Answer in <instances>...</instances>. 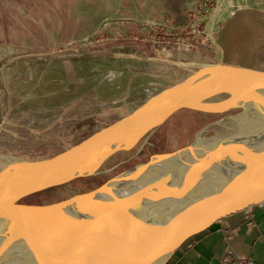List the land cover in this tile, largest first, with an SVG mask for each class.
<instances>
[{"label":"water","instance_id":"1","mask_svg":"<svg viewBox=\"0 0 264 264\" xmlns=\"http://www.w3.org/2000/svg\"><path fill=\"white\" fill-rule=\"evenodd\" d=\"M182 109L241 111L227 117L236 121L234 130L152 154L97 186L26 200L102 173L107 160L135 148ZM260 129L264 138V65L206 64L147 86L124 113L56 154L0 169V254L22 258L19 264H169L218 220L264 203V147L247 143ZM226 152L233 157L225 159ZM201 154L210 156L195 159ZM214 161L216 168L198 175Z\"/></svg>","mask_w":264,"mask_h":264},{"label":"rangeland","instance_id":"2","mask_svg":"<svg viewBox=\"0 0 264 264\" xmlns=\"http://www.w3.org/2000/svg\"><path fill=\"white\" fill-rule=\"evenodd\" d=\"M218 62L264 65V0H0V169L54 155L147 86ZM240 111L179 110L102 173L26 200L97 186L152 154L234 130L227 117Z\"/></svg>","mask_w":264,"mask_h":264},{"label":"crops","instance_id":"3","mask_svg":"<svg viewBox=\"0 0 264 264\" xmlns=\"http://www.w3.org/2000/svg\"><path fill=\"white\" fill-rule=\"evenodd\" d=\"M169 264H264V203L218 220L189 239Z\"/></svg>","mask_w":264,"mask_h":264},{"label":"bare ground","instance_id":"4","mask_svg":"<svg viewBox=\"0 0 264 264\" xmlns=\"http://www.w3.org/2000/svg\"><path fill=\"white\" fill-rule=\"evenodd\" d=\"M258 135L257 137H252L251 138V142H247L248 144L249 143H253L254 146H260V147H264V138H263V135H262V129H260L258 132ZM230 152V151H229ZM230 154V153H229ZM238 154V153H235V155ZM210 155H207V154H201L199 155L198 157H196L195 159L197 160H203V159H208ZM225 159H228V158H231L233 156H230L228 155V153L226 152V155L224 156ZM189 158V157H188ZM183 163V160L182 161H179L178 164H182ZM218 163H216L215 161L213 162L212 165H202L199 167L198 169V175H203V174H207V172H210L212 168H216ZM180 171V170H179ZM22 258H17L15 256H12V255H3V254H0V263L1 264H5L6 262L7 263H11V264H19L20 262H22Z\"/></svg>","mask_w":264,"mask_h":264}]
</instances>
